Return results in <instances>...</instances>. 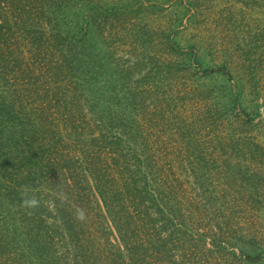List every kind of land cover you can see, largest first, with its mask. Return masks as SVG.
Segmentation results:
<instances>
[{
	"label": "rangeland",
	"instance_id": "obj_1",
	"mask_svg": "<svg viewBox=\"0 0 264 264\" xmlns=\"http://www.w3.org/2000/svg\"><path fill=\"white\" fill-rule=\"evenodd\" d=\"M115 2V21L100 23L92 29L97 36L78 45L90 53L67 61L81 67L85 91L98 98L96 108L90 101L85 111L94 126L112 119L116 124L146 119L148 151L168 159L155 166L161 162L177 173L176 198L170 204H207L205 211L215 222H223L219 218L228 209V227L204 235L155 234L157 245L164 239V261L148 247L141 253L130 250L127 264H264V0ZM48 31V38L57 37L55 30ZM93 45H100L99 53ZM24 57L25 65L18 53L3 63L4 73L21 90L28 81L24 68L35 60ZM82 84L70 87L75 98L69 101L78 100ZM190 131L199 138L196 149L187 147ZM137 134L143 152L142 134ZM161 136L170 140L163 143ZM75 182L84 186L79 175ZM95 222L75 216L65 222L50 219L31 234H20L26 243L9 262L10 248L0 250V264H28L26 257L33 253L28 248H42L41 241H54L58 264H120L119 251L109 244L115 235L103 234ZM204 240L206 246L199 242Z\"/></svg>",
	"mask_w": 264,
	"mask_h": 264
},
{
	"label": "trees",
	"instance_id": "obj_2",
	"mask_svg": "<svg viewBox=\"0 0 264 264\" xmlns=\"http://www.w3.org/2000/svg\"><path fill=\"white\" fill-rule=\"evenodd\" d=\"M117 15L115 0H0V250L10 248L8 262L18 253L17 247L26 243L20 234H31L50 219H95L94 228L115 235V242L109 240V244L119 251L116 259L120 264H127L132 252L149 248L156 259L164 261V239L157 245L155 234L204 235L228 227L227 208L219 218L223 222H215L205 211L207 204H170L176 198L177 173L171 166L161 165L168 160L166 154L148 151L151 139L144 117L118 124L112 119L94 126L85 111L90 101L96 108L98 98L85 91L81 67L67 61L90 53V49L78 50V45H87L97 36L92 29L107 19L115 21ZM48 28L56 31V38L53 34L48 38ZM93 49L99 53L100 45ZM16 53L23 64L25 54L35 58L24 68L28 81L22 90L3 71V63L15 59ZM77 83L82 84L78 100L71 102L69 98L75 97L70 87ZM139 132L143 152L138 150L139 139L136 141ZM187 137V147H199L196 131ZM161 138L163 143L170 140ZM219 138L224 149L228 148V141ZM182 144L184 147L185 142L181 148ZM76 175L83 187L75 185ZM23 187L29 198L40 201L35 210L21 207ZM35 242L39 241L29 240ZM199 242L208 244L207 240ZM41 244L42 248H28L33 252L26 257L28 264H58L53 260L54 241Z\"/></svg>",
	"mask_w": 264,
	"mask_h": 264
},
{
	"label": "clouds",
	"instance_id": "obj_3",
	"mask_svg": "<svg viewBox=\"0 0 264 264\" xmlns=\"http://www.w3.org/2000/svg\"><path fill=\"white\" fill-rule=\"evenodd\" d=\"M22 191L24 192V198H22L21 201L22 208H25L27 210H35L40 206V201L35 196H32L31 198L28 197V190L26 187H23Z\"/></svg>",
	"mask_w": 264,
	"mask_h": 264
}]
</instances>
